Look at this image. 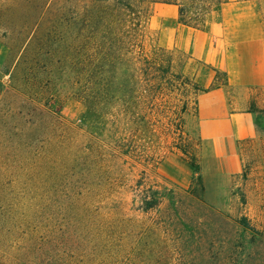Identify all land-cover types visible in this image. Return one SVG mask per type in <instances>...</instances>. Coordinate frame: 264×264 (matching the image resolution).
Listing matches in <instances>:
<instances>
[{"label": "rangeland", "instance_id": "obj_1", "mask_svg": "<svg viewBox=\"0 0 264 264\" xmlns=\"http://www.w3.org/2000/svg\"><path fill=\"white\" fill-rule=\"evenodd\" d=\"M93 3L0 0V264H264V0L198 30L152 4L134 65L123 24L84 38ZM92 68L91 110L75 91ZM30 139L90 146L93 175H43Z\"/></svg>", "mask_w": 264, "mask_h": 264}, {"label": "trees", "instance_id": "obj_2", "mask_svg": "<svg viewBox=\"0 0 264 264\" xmlns=\"http://www.w3.org/2000/svg\"><path fill=\"white\" fill-rule=\"evenodd\" d=\"M224 1L225 0H95L96 4L93 3L95 10H93V12L90 10L89 13L86 12L87 16L85 17L83 28L84 38H86V35L96 30L98 26H104L108 20H115L114 22H116V24H123L126 27L125 32L129 40L127 42L128 54L133 62L132 65H134L135 62L139 61L134 54L135 49L139 47L138 40L143 35L144 23L148 18V7L150 5L165 4L175 6L177 8L178 23L187 28L198 30L204 26L205 18L212 8ZM117 62L120 63V57L116 58V63ZM90 74L91 79L86 80V83L84 82L81 89L78 88L77 92L75 91V95H77L79 100H84L87 106L92 110L93 101L95 100L93 96V68ZM132 78L130 74L128 79L131 80ZM78 83L77 81L76 84ZM23 104H25L23 105V107H25L29 102L23 101ZM255 126L258 131L264 132V117H262L260 113L256 115ZM92 127H94V125L87 126L86 129L89 128L94 132ZM15 131L17 132L18 129ZM13 132L14 130H12V128L8 129L9 134H13ZM14 134L17 133L14 132ZM28 142V144L23 145L26 147L25 149L28 151V154L38 157L45 165H48L43 175L49 176L50 173L55 170L57 171V178L65 183L72 184V182L69 181L70 177H76L74 184L80 187L82 185L80 183L81 176L85 175L90 178L93 175L94 151L90 146L83 145V149H79L75 155L64 154V151L63 155H60L50 150L40 151L35 149L31 139ZM151 194V200H148L146 197L142 198V209L145 211L152 210L159 205V192L152 190ZM80 197L82 198L81 190L74 191L72 195L74 200L73 204H77ZM70 204L72 205V201L64 206L68 207ZM81 208L86 214L93 212V210L90 211V209L83 204H81ZM9 218L11 220V217ZM44 253L45 250H43V255Z\"/></svg>", "mask_w": 264, "mask_h": 264}]
</instances>
